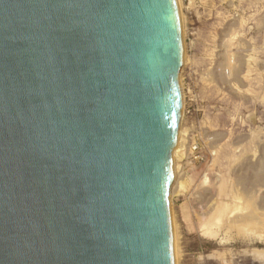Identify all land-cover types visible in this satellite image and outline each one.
<instances>
[{
  "label": "water",
  "instance_id": "1",
  "mask_svg": "<svg viewBox=\"0 0 264 264\" xmlns=\"http://www.w3.org/2000/svg\"><path fill=\"white\" fill-rule=\"evenodd\" d=\"M179 0H0V264H177Z\"/></svg>",
  "mask_w": 264,
  "mask_h": 264
},
{
  "label": "rangeland",
  "instance_id": "2",
  "mask_svg": "<svg viewBox=\"0 0 264 264\" xmlns=\"http://www.w3.org/2000/svg\"><path fill=\"white\" fill-rule=\"evenodd\" d=\"M179 5L185 63L183 150L171 188L176 262L264 264V0Z\"/></svg>",
  "mask_w": 264,
  "mask_h": 264
},
{
  "label": "bare ground",
  "instance_id": "3",
  "mask_svg": "<svg viewBox=\"0 0 264 264\" xmlns=\"http://www.w3.org/2000/svg\"><path fill=\"white\" fill-rule=\"evenodd\" d=\"M182 145H183V128L181 129L179 144H178L177 148L174 151V159H177L179 154L182 152V150H183V148H182L183 146ZM175 166H176L175 169H177V161H176Z\"/></svg>",
  "mask_w": 264,
  "mask_h": 264
}]
</instances>
